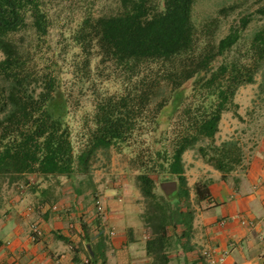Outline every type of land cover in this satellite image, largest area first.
Listing matches in <instances>:
<instances>
[{
    "label": "trees",
    "instance_id": "1",
    "mask_svg": "<svg viewBox=\"0 0 264 264\" xmlns=\"http://www.w3.org/2000/svg\"><path fill=\"white\" fill-rule=\"evenodd\" d=\"M195 1L118 0L113 14L82 16L72 35L83 54L76 65L86 73L95 48L97 66L113 69L115 76L106 78H114L120 88L95 94L91 125L75 150L63 68L42 52L50 25L45 0H0V176L35 173L73 181L81 175L88 181L97 152L128 145L145 113H150L147 123L152 129L159 117H178L179 126L167 145L147 156L137 155L135 186L149 232L148 264H170L169 251L177 237L168 228L190 226L192 213L180 206L189 197L182 154L196 147L212 168L222 174L232 171L240 163V148L233 140L215 144L221 114L236 106L237 88L254 83L257 73L264 96V22L251 33L243 54L229 58L251 16H241L217 42L207 39L199 44L191 18ZM258 11L264 14V8ZM27 33L31 40L25 45ZM187 82L191 101L184 105ZM158 93L164 95L156 100ZM152 175L163 181L176 179V190L157 195ZM210 182L194 183L197 200L208 197ZM73 189L78 196L79 188ZM87 255L89 264L104 263L94 251Z\"/></svg>",
    "mask_w": 264,
    "mask_h": 264
},
{
    "label": "crops",
    "instance_id": "2",
    "mask_svg": "<svg viewBox=\"0 0 264 264\" xmlns=\"http://www.w3.org/2000/svg\"><path fill=\"white\" fill-rule=\"evenodd\" d=\"M258 132L240 163L228 173L222 174L200 158L191 161L194 168L187 173V150L182 154L184 176L192 173L193 177L189 182L185 178L189 197L180 206L190 211L192 218L188 229L183 225L168 228V233L177 237V244L169 251L170 264H205L202 249L220 252L229 247L224 264H264V126ZM199 168L208 171L207 179L211 180L209 195L202 200H197L193 191ZM33 178L43 181L33 190L24 186L8 195L0 210V264H84L85 260L89 264L87 253L92 255L93 251L103 257V264L150 262L145 251L149 232L138 201L140 195L133 185L114 184L102 191V219L93 203L92 211L81 217L73 203L74 195V211L67 212L62 206L52 210L48 205L52 202L49 178L35 173L21 176ZM175 182L163 181L175 185L170 192L176 190ZM220 220H225L224 224ZM32 222L42 230V237L35 242L29 238Z\"/></svg>",
    "mask_w": 264,
    "mask_h": 264
},
{
    "label": "rangeland",
    "instance_id": "3",
    "mask_svg": "<svg viewBox=\"0 0 264 264\" xmlns=\"http://www.w3.org/2000/svg\"><path fill=\"white\" fill-rule=\"evenodd\" d=\"M45 4L50 25L42 46V52L58 60L63 68L62 78L68 92H70L68 94L71 102L67 123L71 131L74 148L77 150L83 143V136L87 128L91 125L95 94H110L118 91L120 87L114 78H106L107 74L115 76L112 73L113 69L97 66L98 57L95 48L91 49L89 67L86 73L80 68V65H76L83 58V54L79 52L72 35L78 28L82 16L86 14L93 16L113 14L118 9V0H45ZM261 8H264V0H196L193 4L191 18L197 31L199 44L207 39L217 42L227 33L231 25L237 24L241 16L250 15L251 21L242 33L240 45L228 54L229 58L235 53L242 55L251 33L264 22V14L258 11ZM30 36V33L24 35L25 45L30 42ZM1 58L2 53L0 52ZM218 63L219 61H216L214 65L216 66ZM259 81L260 74L257 73L254 83L244 84L237 88L233 96V102L236 106L224 111L218 123V127H220L217 131V137H215V144L226 140L235 141L240 148V160L252 142L259 136V127L264 126V96L263 93L259 92ZM184 86L187 98L185 105L191 101L189 97L191 82H187ZM157 95L156 100L164 94L158 93ZM156 100L155 102H157ZM235 112L238 116L235 115ZM149 117L150 113L148 112L143 115V122L138 123L137 126L139 127L132 135L128 145L124 144L120 149L111 147L106 152H97L92 161L88 181H85L86 178L81 175L75 176L73 181L62 176L50 177L47 183L50 182L49 187L52 189L48 192L51 194L52 202H49L48 205H56V210L62 206L63 209L67 208V212H72L77 208L78 214L82 217L92 211V203L95 211L94 200L95 198L101 199L102 191L106 187L114 184L116 187L117 185L131 184L136 188L135 176L139 172L137 155L147 156L161 148L162 145H167L179 126L177 116H173L170 120L166 117H159V123L155 129H152L151 125L147 123L150 120ZM199 144L203 143L200 142L197 145ZM194 154L197 155L196 158H194ZM198 158L207 164L197 153L196 147L187 150V162H185L187 173L194 168L191 161ZM200 171L198 181L207 179L208 171H203L202 168ZM152 177L155 180L154 192L157 195H165L174 189L175 185L172 183L164 184L162 179L156 178L154 175ZM192 177V173L185 176L188 182ZM27 180L17 178L15 175L0 176V210L4 209V205L9 199L8 195L21 191L24 186L33 190L32 187L37 188L43 181V179L38 178ZM175 183L177 184V182ZM73 186L79 188L78 196H76ZM73 195L75 196L73 203L76 208L71 204L73 199L71 196ZM141 200L140 197L138 201L141 202ZM141 205L143 208V204ZM27 208L30 211L31 207L27 206Z\"/></svg>",
    "mask_w": 264,
    "mask_h": 264
},
{
    "label": "built area",
    "instance_id": "4",
    "mask_svg": "<svg viewBox=\"0 0 264 264\" xmlns=\"http://www.w3.org/2000/svg\"><path fill=\"white\" fill-rule=\"evenodd\" d=\"M94 208L95 212L98 216H100L103 219L104 215V207L102 204V200L100 198H95L94 200ZM29 210V208H27ZM52 210H56L57 206L53 205L51 206ZM225 220H220V224H224ZM110 235L113 234L112 231L109 232ZM42 237V230L38 226L37 223H30L29 224V238L31 241L35 242L38 241ZM9 242H6L8 244ZM231 251V247L221 250L220 252H215L212 249L204 248L201 251V256L204 259L205 264H224L225 259L229 252ZM88 260L84 261V264H87Z\"/></svg>",
    "mask_w": 264,
    "mask_h": 264
}]
</instances>
